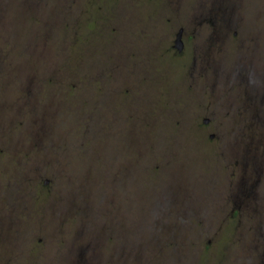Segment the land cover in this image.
Masks as SVG:
<instances>
[{
	"label": "rangeland",
	"instance_id": "374dc122",
	"mask_svg": "<svg viewBox=\"0 0 264 264\" xmlns=\"http://www.w3.org/2000/svg\"><path fill=\"white\" fill-rule=\"evenodd\" d=\"M168 2L127 0L122 9H116L105 0H81L79 21L74 27L60 23L45 54L33 43L40 40L39 33L34 32L39 23L32 21L33 13L27 11L26 20L15 29L19 39L10 48L9 61L0 59V107L6 104L8 108L0 114H9L12 105L15 109L14 104L21 111L15 119L7 117L0 129V178L10 167V160L2 158V153L18 151L10 141L25 138L27 122L36 128L37 118L47 107L53 113V124L42 138L43 143L36 146L28 135L26 139L34 152L59 153L60 164L65 167L59 198L78 202L75 218L81 213L94 230L101 225L94 223L95 218L108 221L115 215L128 216L125 221L129 227L137 222L139 229L133 230L143 236L146 244L151 241L146 259L140 264H264L258 262L261 249L264 252L260 242L263 222L251 217L264 214V202L263 209L259 206L261 182L256 183L257 177H252L248 166L244 172L239 171L241 166L236 161L242 158L234 147L229 151L223 145L221 149L219 141L210 138L211 133L243 138L262 136L264 115L261 123L249 129L244 123L239 127L233 124L236 117L227 108L233 102L230 95L246 83L243 80L238 84L226 73L221 75V66L210 60L214 54L223 53L222 48H203L210 54L205 55L208 61H204L203 74L199 75L196 71L200 66L170 52L172 38L166 43L160 33L168 19H175L174 15L187 7L193 13V25L202 21L204 26L220 18L222 23L223 19L228 23L232 18L229 0L219 1L218 17L211 11V0H183L184 10ZM247 6L250 21L264 25V0H248ZM155 25L157 30H151ZM191 33L189 29L188 35ZM187 43L189 52L194 44L191 40ZM100 71H113V76H84ZM33 74L36 76L30 78ZM51 79L55 84L50 83ZM72 81H80V88H69ZM216 106L222 111L220 108L219 113H214ZM90 108L95 113L94 131L80 135L83 114ZM236 116L243 119L241 113ZM253 127L257 128L255 132ZM246 145L238 144L237 148L244 151ZM256 146L259 152H249L256 156L258 172H262L264 143ZM227 155L233 161L226 159ZM24 160L22 155L16 158L19 163ZM171 166H179L178 173L170 174ZM231 168L236 175L230 174ZM232 179L238 180L232 190L233 203L221 207V211L216 201L221 197L225 201ZM42 185L39 183V193L36 192L39 196H30L34 203L37 198L48 201L54 194L51 187ZM139 190L144 196L141 191L142 197L139 196ZM20 194L1 190L0 200L20 199ZM176 194L179 196L175 200ZM35 205L39 215L46 211V207ZM201 206L212 207L215 216L210 218L207 211L200 212ZM231 213L236 217L224 221L223 216ZM63 214L64 221H45L42 231L54 232L56 225L61 231L68 230L75 219L68 217L67 212ZM201 218L206 224L200 222ZM17 226L19 231L29 230ZM75 231H80L79 227ZM43 242L36 239L34 243L39 247Z\"/></svg>",
	"mask_w": 264,
	"mask_h": 264
},
{
	"label": "flooded vegetation",
	"instance_id": "af4514ba",
	"mask_svg": "<svg viewBox=\"0 0 264 264\" xmlns=\"http://www.w3.org/2000/svg\"><path fill=\"white\" fill-rule=\"evenodd\" d=\"M23 1L25 7L23 6L21 11L17 13V19L18 17L20 18L18 22L21 26L24 20H26L27 11H32V21H37L39 23L34 32L39 33L40 40L33 42L35 46H42L45 44V37L49 36V32L50 34L52 33L53 36L56 35L59 24L61 23L62 14L68 13L69 11L71 16L70 19H72L70 26L72 27H74L76 21H79L78 10H81V0ZM105 1L111 2L116 9H122L123 4L127 0ZM153 1L155 0H151V2ZM167 1H169L168 3L171 2L170 4L173 6L178 4L181 6L180 9L184 10L182 9L184 6L183 0ZM219 1L220 0H211V11H214L215 17H218ZM247 3L248 0H229L228 7L232 15V18L229 19L230 22L226 23V19H223L225 22L222 23V19L220 18L221 23H219L220 20H212L206 25L203 24L204 26H202V21L197 25L191 24L190 17L193 13H189L187 7L181 14L174 13V16H176L175 19L173 17V20L168 19V22L164 23V27L166 28L164 29L163 27L160 33L161 38H163L166 43L169 41V37L172 38L170 40V46L168 45L170 52L174 55L185 56L195 65L200 66L199 70L194 67V71L197 70L196 72L199 75L203 74L204 61H208L205 55L208 56L210 54L207 51H203V48L217 47V51L222 48L223 53L214 54V56L210 57V60L221 66L219 72L221 75L226 73L225 75H227L228 78L231 79L234 77L238 84L239 82L242 83L243 80L244 83H246L242 84L241 88L231 93L230 96L233 98V102L231 105H227V108L228 112L229 109H231L233 111V116L236 117L233 123L234 125L239 127L244 123L243 125L249 129L253 124L256 125L261 123L262 114L264 115V25H259L258 23H252L250 21V11ZM189 29H191L193 33L188 35ZM151 30H157V26L151 27ZM173 36H175L174 40ZM178 39L181 40V48L176 46V41ZM187 40H191L194 44L193 47L189 49V52H187L189 47ZM226 49L227 51H225ZM222 64H227V69H225ZM35 76L36 74H33L30 78H34ZM84 76H90L88 78H110V76H113V71L90 72L85 73ZM245 94H247L248 97H246ZM242 95H244L243 100L240 98ZM14 105L15 109L12 105L9 109V114H0V129L5 126V119L7 117L8 120H11V118H15L21 112L17 110V105ZM2 106L4 108L0 107V111L8 110L6 104H2ZM220 108V106H216L214 113L220 112ZM43 113L41 117H38L36 129L32 128L30 134L28 133L27 125L25 127L26 129H24L26 136L28 135L29 138H32L33 142L34 139H36V135H38V138H40L39 142L43 143L42 138L49 133V126L53 124L51 119L53 113L50 112L47 107L44 108ZM236 113H241L243 119L239 120ZM256 115H258V117ZM83 117L85 118L87 131H92L96 122L94 119V109H88L86 114H83ZM233 128H235V126H233ZM26 136L22 140L10 141L18 151L2 153V158L10 160V167L6 168L4 178H0V192L1 190L10 189L14 192H22V194H20V199H15L13 201L9 200L6 202V200H0V264H140L141 260H145V256L141 258L139 253L140 239L143 238V236L139 235V232L135 230H132V232H125L123 230V224L126 223L125 220H127V218L111 217L108 221L95 218L94 223L101 224L99 227H96L95 230L91 229L87 218L83 215L75 218V211L77 212L75 208L79 206L78 202L76 203L74 200L59 198L60 191L63 190V185L60 184V177L65 170V167H62L60 164L62 161L59 153H42L34 152L33 150L23 151V149H28L33 146L29 143L30 141L26 139ZM201 137L203 139L205 138L203 136ZM210 138H216L219 141L218 144L221 149H224L223 145H226L229 151L234 147L237 154L242 158V160L236 161V163H240L241 166L239 171H241V173L244 172L248 166L249 172H251L250 174L253 175L252 177H257L255 179L256 183L261 182V185L258 183L259 190L261 191L259 206L263 209L261 202H264V184H262V182L264 183V162L262 163V172L261 170L258 172L260 168L257 167V163L259 162L256 161V156H253L249 150L252 149L254 152H259V147L256 146V144L264 143V135H250L243 138L235 135L222 136L211 133ZM242 143L247 144L244 151H240L237 148L238 144ZM21 155L25 160L19 163L16 161V158ZM226 159L233 161L229 155H227ZM235 160L237 159H234V161ZM258 160L260 163L262 162L260 158ZM232 169L233 168H231L230 174H234ZM45 175H50L51 177L44 178ZM237 181L236 179H232V181L228 183V188H231V193L229 194L230 190H228L224 202H222V197L221 200L216 201L219 202L217 204L219 209L224 206L228 207L233 203L234 196H232V190L237 186ZM39 183H42V186L51 187V190L54 192L48 201L37 198L35 203L38 204V207H42V209L46 207V211L42 215H39V210L34 201L30 200V196L34 193L36 196H39ZM254 184L251 185L254 187ZM216 188L219 189V184ZM223 188H225L224 185ZM23 192L25 193L23 194ZM56 194L57 198H54ZM8 208L12 210L8 211ZM199 209L202 213L207 211L208 217L210 218L215 216L212 215V207L201 206ZM13 212L15 214L12 215ZM65 212L69 213L68 217H73L75 220L77 219L76 222L74 220L71 225H68V230L61 231L62 228L56 225L53 227L56 230L54 232L42 231L44 229L42 224L45 221L51 224H58L62 219L64 221L65 216L63 213ZM58 213H62L63 215H58ZM231 214L223 216L224 221L227 218L234 219L236 217ZM242 216H238L239 219H242ZM251 217L253 220L260 218L263 222L264 229V214ZM201 220L204 221L202 218ZM133 223L135 226H133L132 229L138 228L137 222ZM17 224H19V226L23 225L24 230H29L19 231ZM34 224H39L40 226H35ZM76 226L79 227L80 231H75ZM204 234L202 236H204ZM36 239L44 242L37 247L34 243ZM260 242L262 246H264V233L260 236ZM147 243L151 244V241H147ZM263 254L264 252L261 249L258 262L264 263ZM189 263L191 264L190 261L187 262V264Z\"/></svg>",
	"mask_w": 264,
	"mask_h": 264
},
{
	"label": "trees",
	"instance_id": "16d2710c",
	"mask_svg": "<svg viewBox=\"0 0 264 264\" xmlns=\"http://www.w3.org/2000/svg\"><path fill=\"white\" fill-rule=\"evenodd\" d=\"M23 6H24V1L23 0L22 1L21 0H0V59H4L6 62L9 61L10 48L13 47L14 43L17 42V40L19 39V38H17V35L15 33V31H16L15 29L20 26V23L18 22V20H20V18L18 17V19H17V13L21 11ZM219 6H221V5H219ZM219 10H220V8H219ZM70 18H71V16L69 14V11H68V13L62 14L61 15V23H62V25H63V23H69L70 24V22L72 20ZM67 26H69V25H67ZM52 37H53V34L52 33L50 34V32H49V36L45 37V44H43L42 46H37L39 51H41V52L44 51V54L46 53V50L48 49V46L50 45V41H51ZM5 56H8V57L6 58ZM59 72H62V71H59ZM1 75L2 74H0V76ZM58 79H65V78H62V77L60 78L59 77ZM52 80H54V79H51L50 83L53 85V84H55V82H53ZM77 82L80 83V81H77ZM79 83H75L73 81L69 82V88L78 89V88H80L79 85L81 84V83L80 84ZM23 86H24V84L20 85V87H23ZM128 90H129V88L126 89V93L129 92ZM15 118L13 117L11 119H15ZM38 119L39 118H37V120ZM83 121H84L83 124H82L83 126L80 127V133H79L80 135L83 132H85V133L90 132V131H87V128H86L87 126L85 125V118L84 117H83ZM20 124H22V123H20ZM24 124H25V120H24ZM27 126H28V128H27L28 133L30 134L31 129L32 128L34 129V125L33 124L29 125V123L27 122ZM50 126H49V129H50ZM256 130H257V128L253 127V131L255 132ZM258 130H260V128H258ZM92 131H94V129ZM225 134H226V131H225ZM37 136L38 135H36V139H34V142H36V146H38V142H39V138L37 139ZM39 143L42 144V142H39ZM9 144H12V143H9ZM24 150L32 151L31 148L23 149V151ZM178 167L179 166H177V167L171 166L170 167V174L173 175V173H175V172L178 173V171H179V170H177ZM156 170L157 171L160 170V167L159 166L156 167ZM161 170H162V168H161ZM123 171H125L124 168H123ZM172 179H175V178H172ZM167 182L168 181H166V183ZM137 184H138V187H139L140 179L138 180ZM142 184L144 186V182ZM141 189H142V187H141ZM143 189L145 190V187ZM181 190L182 189L180 188L179 192ZM140 191L142 193V190H139V196L142 197V195L140 194ZM177 191H178V189H174V192H177ZM143 196H144V194H143ZM148 196L151 198V192H150V194H148ZM175 196H176L175 197V200H176L179 195L176 194ZM195 212H197V210H195ZM198 212H197V215H199ZM77 213H78V210H77ZM80 214L81 213H79L78 215L81 216ZM114 217H123V216L115 215ZM127 217L128 216H125L123 218H127ZM127 220H128V218H127ZM200 222L206 224L205 221L201 220ZM126 223L123 224V227H124L123 230L125 232L126 231L132 232V230H133L132 227L127 226ZM207 226L209 227V224ZM138 229H139V227H138ZM140 240H141V243H140V246H139V248H140L139 253H140V256L142 258V257L146 256V254L148 253L151 244H148V243L146 244L145 242H143L142 238Z\"/></svg>",
	"mask_w": 264,
	"mask_h": 264
},
{
	"label": "water",
	"instance_id": "95a60500",
	"mask_svg": "<svg viewBox=\"0 0 264 264\" xmlns=\"http://www.w3.org/2000/svg\"><path fill=\"white\" fill-rule=\"evenodd\" d=\"M176 46H177L178 48H181V47H182V46H181V40H180V39H178V40L176 41ZM205 122H208V120L206 119Z\"/></svg>",
	"mask_w": 264,
	"mask_h": 264
}]
</instances>
